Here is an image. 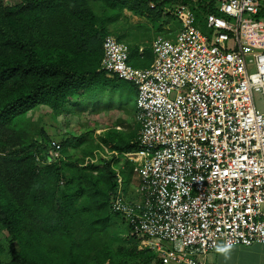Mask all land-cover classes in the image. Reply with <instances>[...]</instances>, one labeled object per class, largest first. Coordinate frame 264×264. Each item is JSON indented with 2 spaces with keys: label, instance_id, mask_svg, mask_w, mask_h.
<instances>
[{
  "label": "built area",
  "instance_id": "2783aa9c",
  "mask_svg": "<svg viewBox=\"0 0 264 264\" xmlns=\"http://www.w3.org/2000/svg\"><path fill=\"white\" fill-rule=\"evenodd\" d=\"M263 8L207 0V34L196 11L177 7V37L153 41L149 68L133 66L112 34L104 39L102 69L137 88L140 125L138 149L112 152L136 165L139 183L129 196L117 173L111 207L156 254L151 264H204L220 244L264 243ZM48 154L59 159V143Z\"/></svg>",
  "mask_w": 264,
  "mask_h": 264
},
{
  "label": "trees",
  "instance_id": "16d2710c",
  "mask_svg": "<svg viewBox=\"0 0 264 264\" xmlns=\"http://www.w3.org/2000/svg\"><path fill=\"white\" fill-rule=\"evenodd\" d=\"M177 1L196 11L198 20L205 14L207 0H17L13 5L0 0V235L8 238V259L0 264H106L94 259L92 241L103 213H112L111 193L118 186L114 161H95L87 152L79 162L69 161L61 150L52 161L38 139L44 132H30L20 119L40 105L57 115L81 101L85 109L91 101L86 95L102 87L109 32L107 18L96 14L93 3L143 14L162 12ZM144 52L139 60L148 64ZM99 139L96 147L104 144L111 152L139 147L130 134L105 132ZM73 142L65 140L63 151ZM132 166L123 171L128 182ZM63 182L66 193L60 196ZM143 252L148 263L157 258Z\"/></svg>",
  "mask_w": 264,
  "mask_h": 264
},
{
  "label": "rangeland",
  "instance_id": "374dc122",
  "mask_svg": "<svg viewBox=\"0 0 264 264\" xmlns=\"http://www.w3.org/2000/svg\"><path fill=\"white\" fill-rule=\"evenodd\" d=\"M5 2L13 5L17 3V0H5ZM183 4V2L177 1L170 5L167 4L162 12L144 10L143 14L131 11L129 8H124L122 11L110 10L101 2L93 3V8L99 17L107 18L106 27L109 34L129 46L130 62L138 68L141 66L138 62L140 56L138 43H142L145 51L144 57H147L148 64H151L154 59L153 40L156 37H164L169 40L176 39L180 30V21L175 15V9ZM262 17L264 18V13ZM199 24L204 33L210 34L204 15L199 20ZM125 83L129 85V82ZM91 94L86 95L91 101L85 109L81 108L85 106V103L81 101L70 111L57 115L49 107L40 105L35 110H30L20 120L23 127L30 132L35 133L38 129L44 132L45 136L39 135L38 139L45 143L48 150L54 141L59 143L63 159L79 162L87 152L86 155L95 161H114V170L124 178V186L131 192L129 196H133V189L138 183L137 174L134 171L130 182H128L123 171L130 163L133 168L136 165L134 166V163L123 155H118V157L113 155L108 146L104 144L101 145L102 148L100 149L96 147L100 143L99 134L105 132L126 135L132 130L134 140L135 136L138 139L139 126L136 120L120 122L115 119L117 115H120L117 111H125L127 107H130L131 100L126 95L125 97L121 93H117V91H104L101 87H98ZM255 102L258 109H264V102L260 95L256 96ZM116 124L122 126L121 130L114 128ZM107 127L113 128L107 130ZM69 138L74 139V142L67 151H63L61 145ZM51 160L54 161V158ZM85 160L88 161L86 158ZM39 165L45 164L39 162ZM64 182L59 187L60 196L66 193ZM111 211L112 213H103L101 221L96 224L97 239L92 241L94 259L101 257L106 264H151L153 261L148 263L149 256L143 252L147 250L142 244V238H134L122 217L113 213L112 207ZM5 237L0 235V262H4L5 258L8 259V238Z\"/></svg>",
  "mask_w": 264,
  "mask_h": 264
},
{
  "label": "crops",
  "instance_id": "0c3cea01",
  "mask_svg": "<svg viewBox=\"0 0 264 264\" xmlns=\"http://www.w3.org/2000/svg\"><path fill=\"white\" fill-rule=\"evenodd\" d=\"M138 45L140 47L139 48L140 55H142L144 52L142 43H138ZM138 62L141 65L138 68H142V69L149 68L150 66H152L154 59L152 64L147 67H145L146 65H148L146 62H140V60ZM103 78L104 80L101 88L104 89V91H109V92L117 91V93H121L123 96L126 95L131 100L130 107H127L125 111H117L120 113V115H117V117L115 118L116 121L124 122L128 120H136L139 126V134H140V125L137 121V94H138L137 88L134 85H131L132 83L130 84V82L129 85H127L128 83H125L126 81L124 82L122 80L114 79L108 74H105ZM62 114H64V112ZM112 128L107 127V130H110ZM114 128H116L117 130L118 129L121 130L122 126L116 124ZM126 134H130V136L134 139V132H132V130L130 133H126ZM138 183H139V179H138ZM204 264H264V243L262 244L256 243L249 247L238 245L231 248H225L222 244H220L215 251L210 253L205 258Z\"/></svg>",
  "mask_w": 264,
  "mask_h": 264
}]
</instances>
